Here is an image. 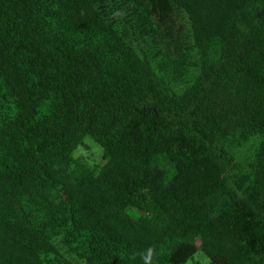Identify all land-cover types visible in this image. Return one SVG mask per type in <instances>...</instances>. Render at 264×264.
<instances>
[{
	"label": "trees",
	"instance_id": "trees-1",
	"mask_svg": "<svg viewBox=\"0 0 264 264\" xmlns=\"http://www.w3.org/2000/svg\"><path fill=\"white\" fill-rule=\"evenodd\" d=\"M149 246L264 264V0H0V264Z\"/></svg>",
	"mask_w": 264,
	"mask_h": 264
},
{
	"label": "clouds",
	"instance_id": "clouds-1",
	"mask_svg": "<svg viewBox=\"0 0 264 264\" xmlns=\"http://www.w3.org/2000/svg\"><path fill=\"white\" fill-rule=\"evenodd\" d=\"M112 15L113 18H115L117 16H122L123 13L117 10ZM82 140L83 143L89 145L88 149H84L82 145L78 143L70 153V156L73 160H80L81 163L84 164L87 168L93 170L95 175H99L101 172V162L103 157L105 156L106 149L91 135L84 136ZM135 255L139 256L141 264H159L160 253L154 246H149L143 251L136 253ZM187 264H191V261L189 260ZM205 264H209L207 258H205Z\"/></svg>",
	"mask_w": 264,
	"mask_h": 264
},
{
	"label": "rangeland",
	"instance_id": "rangeland-1",
	"mask_svg": "<svg viewBox=\"0 0 264 264\" xmlns=\"http://www.w3.org/2000/svg\"><path fill=\"white\" fill-rule=\"evenodd\" d=\"M89 145L85 143V145L83 146L84 149H88ZM105 164V160L104 158L102 159V162H101V166ZM200 254H203L202 251H199L198 253L195 254V256L190 259L191 261V264H205V258H207L204 254L203 255H200ZM208 259V258H207ZM209 261V264H210V260L208 259Z\"/></svg>",
	"mask_w": 264,
	"mask_h": 264
}]
</instances>
